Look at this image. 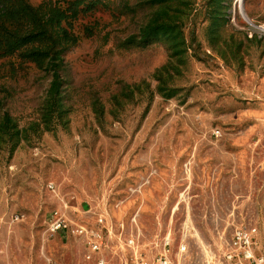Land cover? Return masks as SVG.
I'll use <instances>...</instances> for the list:
<instances>
[{
	"label": "rangeland",
	"instance_id": "rangeland-1",
	"mask_svg": "<svg viewBox=\"0 0 264 264\" xmlns=\"http://www.w3.org/2000/svg\"><path fill=\"white\" fill-rule=\"evenodd\" d=\"M252 226L264 0H0V264H230Z\"/></svg>",
	"mask_w": 264,
	"mask_h": 264
},
{
	"label": "built area",
	"instance_id": "built-area-1",
	"mask_svg": "<svg viewBox=\"0 0 264 264\" xmlns=\"http://www.w3.org/2000/svg\"><path fill=\"white\" fill-rule=\"evenodd\" d=\"M49 227L52 231L65 230L67 233L72 232L75 235H82L85 237V243L88 247L95 251L100 252L107 245V240L104 234L96 229L87 230L82 225L70 227L67 220L63 218L58 212H55L49 220ZM258 230L256 226L240 227L235 230L228 253L226 257L230 264H264V255L256 253L255 246H257ZM133 239H127L126 245L132 246ZM96 264H104V258H97Z\"/></svg>",
	"mask_w": 264,
	"mask_h": 264
},
{
	"label": "trees",
	"instance_id": "trees-1",
	"mask_svg": "<svg viewBox=\"0 0 264 264\" xmlns=\"http://www.w3.org/2000/svg\"><path fill=\"white\" fill-rule=\"evenodd\" d=\"M27 7H30V8H33L30 4H28V6Z\"/></svg>",
	"mask_w": 264,
	"mask_h": 264
}]
</instances>
